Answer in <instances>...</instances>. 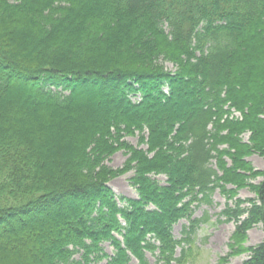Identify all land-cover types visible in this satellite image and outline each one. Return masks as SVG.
I'll return each instance as SVG.
<instances>
[{"label":"trees","instance_id":"16d2710c","mask_svg":"<svg viewBox=\"0 0 264 264\" xmlns=\"http://www.w3.org/2000/svg\"><path fill=\"white\" fill-rule=\"evenodd\" d=\"M255 153L264 0H0V264H187L217 191L219 222L237 224L220 263L264 264V238L244 246L264 233ZM130 171L138 198L117 196L109 182Z\"/></svg>","mask_w":264,"mask_h":264},{"label":"rangeland","instance_id":"374dc122","mask_svg":"<svg viewBox=\"0 0 264 264\" xmlns=\"http://www.w3.org/2000/svg\"><path fill=\"white\" fill-rule=\"evenodd\" d=\"M164 67L167 71L174 72L175 67L173 64L165 63ZM165 90L168 91L167 88ZM138 97H132L133 101H137ZM234 115L236 117H241V112H235ZM242 139L245 143L250 142L251 132L245 133L242 136ZM126 140L133 146L139 147V135L137 134L135 137H128ZM141 148L146 149V146H141ZM128 156L125 151H120L114 154L107 162V166L112 169L122 168L127 161ZM248 162L254 167L257 171L264 170V157L258 153L252 154L246 158ZM229 164H231V160H227ZM134 177V171H130L126 174L120 175L112 179L109 182V186L113 189L117 196H126L130 198H138V193L136 188L132 185L131 179ZM157 179L161 182V184H166V178L163 176L157 177ZM263 180V176H258L254 179H249L250 184L257 185L261 183ZM229 189L234 188L233 186H228ZM256 194L249 188L245 187L238 192V198L248 199L255 198ZM227 198L220 192L217 191L213 196V204L208 205L204 204L196 209L194 214V218H203L204 216L209 217V223L201 224L200 228L197 231L196 236L194 237V243L191 248L188 249V260L187 264H221L220 258L226 256L229 250V243H231L235 231H236V223L235 222H219L220 219L224 220V217L220 216V213L225 209L227 205ZM188 226L189 222L187 220H182L174 226V236L177 239H181L183 237L182 231L184 226ZM264 238L263 228L261 225L255 226L252 228L248 234L247 239L245 241V247H253L259 244ZM104 249L106 253L111 257L114 254V248L110 246L108 243L104 244ZM181 248L177 250V256L181 255ZM81 256H77L76 259L80 260ZM250 257V252L242 253L239 256L231 257L227 264H243ZM147 258L149 260V264H156V257L147 254ZM110 258H106L101 262L93 263V264H109ZM132 264H138L136 260L132 262ZM177 264V263H173Z\"/></svg>","mask_w":264,"mask_h":264}]
</instances>
